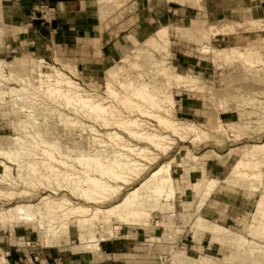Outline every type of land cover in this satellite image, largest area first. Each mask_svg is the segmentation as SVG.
I'll list each match as a JSON object with an SVG mask.
<instances>
[{
    "label": "rangeland",
    "instance_id": "rangeland-1",
    "mask_svg": "<svg viewBox=\"0 0 264 264\" xmlns=\"http://www.w3.org/2000/svg\"><path fill=\"white\" fill-rule=\"evenodd\" d=\"M113 1L99 6L96 4V0H92L90 5L99 6L98 9L102 11V14L99 13L102 15L101 22L103 23V27L109 28L110 26H115L117 33L123 31V36H128L129 29L136 24L135 21L137 19L135 20V18L139 17L142 13H147L146 16H148V12H154L161 18L155 31H153L151 35L143 41H136L135 38H132L133 42L131 46L126 47L117 59L112 57L108 61L100 59L97 62H92V59L89 58L85 51L79 54L70 52L66 47L55 46L50 42H41L38 38L33 37L32 28L26 27L25 25L21 26L19 23L8 22L3 19V0H1L0 3V59L8 62H15L17 66L15 69L16 72L30 77V79L34 77V75H26L30 67L24 69L19 67V63H16L17 60L19 58L26 59L30 62L28 66H34L33 60H43L45 62L44 72H52V67L61 70L79 84L83 93L95 99L97 97L104 99L107 105H115V107L123 111L126 116L129 115L127 109L130 106L126 107L119 105L114 101L107 88L109 87L111 90L116 91L119 96L125 97L127 96V91L126 88L121 87V83L127 81L126 79L128 78L136 80L137 76H142V78H139V81L144 80L143 82L146 81V83L149 84V92L155 93L157 90L161 91L165 82V77L164 75H157L156 66L154 67V64L158 62L157 68L162 67L163 61L167 59L168 62L176 67L182 74L188 73L197 81L200 87L204 88L203 93H190L185 92L183 89L174 90L175 107L173 111L175 112H173V114L176 119L186 121L185 123H194L198 126H204L207 118H212L213 120L216 119V117H220L224 124L238 123L241 126H245L246 122L250 123L253 130L251 128V130H249L250 134L248 133V135L245 134L239 137L234 136L228 138L222 134H213L206 127H199L203 132L200 140H190V138H195L194 135H188L184 140H181L176 137L172 131L164 130L159 127L152 117L144 116L142 113L138 112L131 117L156 126L159 133L168 135L169 138H171L170 142L173 141L174 143L172 142V147H170L169 153L166 155L155 152L156 154H160V159L156 161L157 163L155 162L154 165L149 164L148 166L150 168L148 167V171L146 170L145 174H143L140 179L132 181L130 186H124V190L118 197L113 198V200L105 201L103 204H93L94 206L92 204L89 205V203L71 195L66 188L62 189L53 184L50 185L46 182L37 181L36 178L32 181L31 178L27 176V168H20L18 164L8 162L11 171L10 177L7 178V180H12L14 183L11 184V182L3 181L0 178V193L3 192L2 195L7 194L4 195L5 197L0 196V212L7 211L21 203L38 204L45 197L51 198L53 201L69 199L73 205H88L87 207L92 209L94 207L110 208L120 203L124 196L128 195L134 188L139 186L141 182L147 179L150 173L158 169L159 166L170 161H174V163L178 161L185 162L188 157L186 154L192 153L197 156L205 157L204 160L199 163L200 165H195V167L184 165V167L187 166V169L193 170L191 173H185L182 168H174L173 173L177 181L178 194L175 202V210L172 213H155L149 227L126 226L114 221L106 227L107 231L113 232L114 237H109L106 233H103L105 237L99 236L98 238L107 239L106 241L120 240L126 243H130L132 239L138 238L134 242L135 246L132 247L130 255L122 256V258H115L117 260L112 258L114 264H172L171 258L174 257L172 255L174 252H177V250L187 253V255L196 262L194 264H254L252 258L261 256L259 253L256 254V251L246 252V250H253V245L242 246L241 240L245 238L260 246H264V240L259 239L258 236L255 237V235H252L254 233L248 230L251 225L256 226V222L253 221L252 217L254 216L253 212H255V202L260 196L259 192L261 191L262 193V189H264V182L261 184L255 183L259 191L252 192L244 187L241 188L240 184L242 183H236L235 180L237 178L233 177L230 184L227 183L220 186L212 200L207 203L200 213L197 212V207L202 200V193L204 192L205 185H203V189L200 190V193L193 190L192 186L201 184V182L205 183L211 179H226L233 165L240 159L242 148L260 145L264 142V129L263 131L259 130V126L256 125L257 121L259 122L261 120L260 126L264 128V42H258L264 37V31H262L264 30V0H210V2H208V8L212 13H218V15L213 14L214 16L211 18L205 13V9L187 2L175 4L168 0ZM41 8L42 6L39 9ZM137 14L139 15L137 16ZM40 17L41 15L38 12L37 19L43 21ZM252 21L256 22L255 25H251ZM225 25L235 26V30H237L238 34L236 33V35L228 37L221 36L213 38V45H211L213 48L220 50L231 46L234 48H239L243 45V47H250L254 46V41H257L256 46L259 45L260 47L262 60L259 62L257 61L256 64L250 65L243 63L236 55H232L230 56V60H223L217 57L218 61L212 63L209 59H204L198 52H195V48H198V46H195L192 42H195L199 46L204 44L199 38V32L204 31L206 28L208 29L209 26L222 27ZM164 26H168L170 32L173 31L171 35L176 43L172 45L170 55L168 53L160 54L158 50L153 47H145V52L143 55H139V58L136 60L137 64H135L132 70L125 73L117 71L118 66L116 65L121 58L128 55L134 49L142 48V43L153 36L159 28ZM178 28H181L180 32H182V34L180 36L177 34ZM188 30H195V34L193 36H188ZM246 31L250 33H246ZM24 36L28 37L29 40H26L23 45L21 43L20 45L22 46L20 47L18 39ZM13 42H15L14 44L16 47L14 50H11ZM180 47L184 49L193 48L194 52L191 55H184L178 51ZM84 55L88 58H84ZM47 66H50V69H48ZM68 67H72L76 70L75 75L70 73ZM258 71L259 73H257ZM112 75L115 76L112 77ZM258 78H261L263 82L260 79L259 81ZM30 82H32V79ZM3 83L6 87H14L13 82ZM31 84H33V82ZM21 85L25 86L26 82H21ZM31 93L37 97H35V100H37H34L37 103L36 108H40V110L43 111L39 113L34 112V116L37 117L39 121L38 124L34 125L33 129L42 135L46 141L58 142L62 146L63 151L69 149L71 151L70 153L79 155L81 154L79 152L83 150V154L86 152L91 154L93 147L92 144H90L92 143L90 131L87 130L82 134L79 129L74 130L71 123L66 124V121L60 122L59 113H64L67 117H78L77 119L80 121L84 120V124L93 126L100 134L106 135L107 132L117 131L130 144L138 147L147 146L144 142L134 140L125 133L118 131L114 126L105 128L104 126H100V123H94L93 121L87 120L84 116H80L81 114H74L72 110L60 106L59 101H54L50 99L49 96L38 95L33 91H31ZM162 105L167 107L163 103ZM259 106L260 108H258ZM15 110L18 111V109ZM143 111L146 113L155 112L147 106L142 107V112ZM25 114L27 113L20 111L15 113L11 104L8 105L6 109L0 108L1 141L4 142V138L18 134L14 129L16 124H33V117H29ZM258 118L260 120H258ZM255 128L258 130L256 131ZM88 131L89 133H87ZM33 133L34 132L31 134ZM22 134L26 135L25 132H22ZM23 135H21V137ZM149 148L154 151L152 147ZM77 150L81 151L78 152ZM89 150L90 152H88ZM201 167H205L206 172L200 177L197 172L202 169ZM261 168L264 172V167L262 166ZM184 174L185 176H183ZM31 181L34 187L30 185ZM10 193L14 194L12 198L8 196ZM199 214L209 223H211L210 220H216L217 223L229 231L225 233V235L223 234L224 240L222 242L217 243L213 240L210 241V236L206 234L204 238L202 237L199 241L195 240L193 234L190 232V228L192 224L195 223L194 221L197 220ZM73 220L74 219H72V221ZM163 220L167 223L171 221L170 226L168 224L164 225V227H157L158 221L162 222ZM44 222L47 223V220ZM41 227L42 224H39L37 220L34 223L23 224V226L19 224L15 225V233L13 234L12 226H10V224H3L0 221V264H39V258L38 261L33 262L20 259V256L24 253L27 241L31 242V244L34 243L38 245V247L42 249L47 247L49 251L56 253L65 250L66 253L70 251L98 253L91 250V248L80 240V232L74 224H71L68 234H61L58 239L50 242H47L44 238V228ZM230 234L232 237L235 236L234 240L237 242L240 241V243L233 241V245L235 243L236 246L231 245V241L227 240V238H230ZM24 235L26 236L23 239L22 236ZM161 236L165 238L168 237L167 240L171 245L169 242L165 243L163 240H161L162 243L151 242L152 238L159 237L162 239ZM239 237H241L240 240ZM225 238L228 243L225 241ZM160 247H162L161 249L163 251ZM168 247L172 248L168 249ZM242 248H245V250ZM10 250L11 256L9 255ZM236 250H243L244 253L241 252L239 256V252ZM35 257H38V255H32L31 258L34 259ZM249 260L252 262L249 263Z\"/></svg>",
    "mask_w": 264,
    "mask_h": 264
},
{
    "label": "bare ground",
    "instance_id": "bare-ground-1",
    "mask_svg": "<svg viewBox=\"0 0 264 264\" xmlns=\"http://www.w3.org/2000/svg\"><path fill=\"white\" fill-rule=\"evenodd\" d=\"M112 1L113 0H96V4L100 6ZM168 1L175 4L187 2L205 9L204 0ZM98 11L102 14L100 9H98ZM101 14L100 16L102 17ZM255 23L256 22L252 21L251 25H255ZM180 29L181 28H178L177 30L178 36L182 34ZM172 32H170L168 26L159 28L153 36L142 43V48L134 49L128 55L121 58L116 65L118 66L117 71L125 73L132 70L135 64H137L136 60L139 58V55H143L145 52V47H153L157 49L160 54L168 53L170 55L172 45L176 44L172 38ZM236 33L237 30H235V26H209L208 29L206 28L204 31L199 32V38L204 43L202 46L192 42L195 46H198V48H195V52H198L204 59H209L212 63L218 61L217 57L223 60H230V56L232 55H236L245 64L253 65L256 64L257 61H261V50L259 45L256 46L257 41H254V46L249 45L250 47H243V45L242 47L234 48L231 46L219 50L211 46L213 45V38L234 36ZM246 33L250 32L246 31ZM194 34L195 30H188L187 32L188 36H193ZM260 41L264 42V37L258 42ZM178 51L184 55H191L194 52L193 48L184 49L183 47H180ZM16 63H19V67L23 69L30 67L26 75H34V77L31 78L33 84L30 82V77L16 72L15 69L17 66L15 62H8L0 59V108L6 109L7 106L11 104L15 113L20 111L27 113L25 115L29 117H33V124H16L14 129L18 134L4 138V142L0 140V178L3 181L11 182V184L14 183V181L7 180V178L10 177L11 171L8 162L18 164L20 168H27V176L30 177L32 181L36 178L37 181L46 182L50 185L53 184L62 189L66 188L71 195L89 203V205L103 204L105 201L113 200V198L121 194L125 188L124 186H130L132 181L140 179V177L145 174V171H148L149 164L154 165V163L160 159V154H156L155 152L166 155L169 153L170 147H172L173 141L170 142L171 138L166 134L159 133L156 126L131 117L138 112L142 113L144 116L152 117L159 127L164 130L172 131V133L181 140H184L188 135L195 136L194 139L190 138V140H200L203 132L199 127H206L213 134H222L228 138L234 136L239 137L245 134L248 135L250 132L249 130L252 128L250 123L246 121L245 126H241L238 123L224 124L220 117H216V119L213 120L212 118H207L204 126H198L194 123L189 124L185 123L186 121L176 119L173 114V112H175L173 111L175 107L174 90L183 89L185 92L203 93L204 88L200 87L197 81L188 73L182 74L176 67L172 66L167 59L163 61L162 67L157 68L158 62L154 64V67L156 66L157 75H164L165 77V82L161 91L157 90L155 93L149 92V84L146 83V81L143 82L144 80L139 81V78H142V76H137L136 80L128 78L126 79L127 81L121 83V87L126 88L127 91V96L125 97L119 96L116 91L111 90L109 87L107 88L114 101L119 105L126 107L130 106L128 109L126 108L129 114L128 116L115 107V105H107L104 99L98 97L95 99L83 93L79 84L61 70L52 67V72H44L45 62L43 60H33L34 66H28L30 62L23 58H19ZM47 68L50 69V66H47ZM68 70L71 74L75 75L76 70H74V68L68 67ZM257 73H259V71ZM113 76L115 75H112V77ZM259 79L262 80L261 78H258V80ZM23 81L26 82L25 86L21 85ZM3 82H13L14 87H6ZM31 91L38 95L49 96V98L54 101H59L60 106L72 110L74 114H81L80 116H84L87 120L93 121L94 123H100V126H104L105 128L114 126L118 131L125 133L134 140L144 142L147 146L138 147L132 145L117 131L107 132L106 135L100 134L93 126L84 124V120L80 121L77 119L78 117H67L64 113H59L60 122L66 121V124L71 123L74 130L79 129L82 134L89 130L91 133L90 138L92 139V143L90 144H92L93 147L91 154L87 152V154L85 152V154H83V150H77L78 152L81 151L79 155L70 153L71 151L69 149H64L66 151H63L62 146L58 142L46 141L42 135L33 129L34 125L38 124L39 121V119L34 116V112L39 113L42 110L36 108L37 103L35 101L37 99L35 100L36 96L32 94ZM162 103L167 107H164ZM142 105L147 106L155 112H142ZM258 108H260V106ZM15 109H18V111ZM258 120L260 119L258 118ZM260 121H257L256 125L259 126V130L263 131L264 128L260 126ZM258 129H256V131ZM89 131L87 133H89ZM22 132H25L26 135H23ZM32 132L34 133L31 134ZM21 135L23 136L21 137ZM149 147H152L154 151ZM88 152H90V150ZM186 155H188V157L185 162L178 161L174 163V161H170L159 166L158 169L150 173L147 179L143 180L139 186L134 188L128 195L124 196L122 201L113 207H94L92 209L87 207L88 205H73L69 199L53 201L51 198L45 197L38 204L21 203L7 211L0 212V221L3 224H10L14 234L15 225L21 224L23 226V224L34 223L37 220L39 224H42L41 228H44L43 236L47 242L58 239L61 234H68L71 224H74L80 232V240L91 248V250L99 253L101 250V243L105 242L107 239H99L98 237H103L105 235L103 233H106L109 237H114L112 231L106 230V227L114 221L126 226L149 227L155 213L166 214L172 213L175 210L178 191L177 181L173 173L174 168H182L185 173H191L193 170L187 169V166L195 167V165H198L205 157L197 156L192 153ZM184 165H187L185 166L186 168ZM262 166L264 167V142L260 145L242 148L240 159L233 165L226 179H211L207 182L204 181L205 183L201 182V184L192 186L193 190L200 193V190L203 189V185H205L204 192L202 193V200L197 207V212H202L207 203L211 201L213 196L217 193L220 186L222 184H230L233 177L237 178L235 180L236 183H242L240 184L241 188L244 187L248 191L258 192V186H256L255 183L261 184L264 182ZM201 168L202 169L197 172L200 177L206 172L205 167ZM183 176H185V174ZM32 181L30 185L34 187ZM262 190V193L261 191L259 192L260 196L255 202V212H253L254 216L252 217L253 221L256 222V226L251 225L248 230L254 233L252 235H255V237L258 236L259 239L264 240V189ZM2 194L3 192L0 193V196L7 195ZM8 196L12 198L14 194L10 193ZM197 217V220L194 221L195 223L192 224L190 228V232L193 234L196 241H199L202 237L204 238L205 234L210 236V241L213 240L219 243L224 240L223 237L225 233L229 232L227 229L223 228L216 220H210L211 223H209L200 214ZM45 219L47 223L44 222L46 221ZM72 219L74 220L72 221ZM163 221H158L157 227H164V225L168 224L170 226V220H168L170 221L169 223ZM161 237L162 239L159 237L152 238L151 242L162 243L161 240L165 241V243L169 242L167 240L168 237ZM231 237L232 235L230 234V238H227V240L231 241V245H233L232 242L235 241V236ZM240 239L241 237H239V240ZM226 242L228 243V241ZM238 242L240 243V241ZM169 244L171 245L170 242ZM241 244L242 246L253 245V250H246V252L256 251L255 253H259L261 257L252 258L253 263L264 264V246H260L245 238H242ZM161 248L162 247H160V249ZM170 248L168 247V249ZM243 250H245V248ZM243 250H236L239 252V256L241 252L244 253ZM172 256H174L171 258L172 264L196 263L184 251L179 252L177 250ZM252 261L249 260V263Z\"/></svg>",
    "mask_w": 264,
    "mask_h": 264
},
{
    "label": "crops",
    "instance_id": "crops-1",
    "mask_svg": "<svg viewBox=\"0 0 264 264\" xmlns=\"http://www.w3.org/2000/svg\"><path fill=\"white\" fill-rule=\"evenodd\" d=\"M90 2L92 0H3V19L32 28L34 35L32 36L41 42L66 47L70 52L79 54L85 51L92 62L100 59L108 61L112 57L117 59L126 47L131 46L132 38L136 41L145 40L155 31L161 20L154 12H148V16L147 13L137 14L139 17L135 18L136 24L129 29L128 36H123V31L117 33L115 26L103 27L98 7L90 5ZM208 2L210 0H204L205 13L209 18L213 17V14L218 15L210 11ZM41 6L57 8L56 19L52 23L37 19V11ZM19 38V45L29 40L26 36ZM14 43L11 45V50L16 47ZM86 57L84 55V58ZM25 236L22 238L24 239ZM137 239H132L130 243L120 240L105 241L100 245L99 253L86 251L66 253V250L56 253L49 251L47 247L42 249L27 241L20 259L27 261L32 255H38L39 264H114L112 258L117 260L115 258L129 255ZM9 255H12L11 250Z\"/></svg>",
    "mask_w": 264,
    "mask_h": 264
},
{
    "label": "built area",
    "instance_id": "built-area-1",
    "mask_svg": "<svg viewBox=\"0 0 264 264\" xmlns=\"http://www.w3.org/2000/svg\"><path fill=\"white\" fill-rule=\"evenodd\" d=\"M39 12V14L41 15V19L45 22H49L52 23V21H54L57 15V8L56 7H43L41 9H38L37 13ZM30 262L33 261H38V257H35L34 259L30 258L29 259Z\"/></svg>",
    "mask_w": 264,
    "mask_h": 264
}]
</instances>
